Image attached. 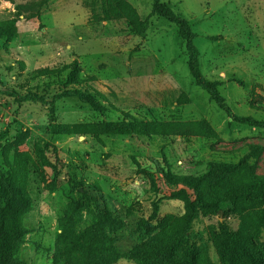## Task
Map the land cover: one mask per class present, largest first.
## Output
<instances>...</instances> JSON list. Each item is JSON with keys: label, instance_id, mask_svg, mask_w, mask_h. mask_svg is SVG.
<instances>
[{"label": "rangeland", "instance_id": "obj_1", "mask_svg": "<svg viewBox=\"0 0 264 264\" xmlns=\"http://www.w3.org/2000/svg\"><path fill=\"white\" fill-rule=\"evenodd\" d=\"M125 1L148 21L145 39L114 7L104 16L98 0H0V25L12 33L7 42L0 32V182L6 189L12 165L25 161L32 201L23 219L22 264H53L59 220L71 200L81 199L95 214L107 209L119 225L106 234L116 252L126 254L183 215V204L166 197L187 189L210 162L235 163L245 146L257 145L263 151L255 173L264 176V130L232 121L195 84L176 29L150 17L151 0ZM161 2L189 22L201 73L219 83L225 109L264 121V0ZM74 60L83 79H95L91 86L110 103L106 111L73 99L53 106L20 102L28 90L57 94L67 72L37 80L33 74ZM117 123L126 128H114ZM47 144L57 151V162L51 150L45 154L54 168L40 154ZM202 189L209 195L215 186L203 183ZM80 213L76 234L92 224L89 213ZM219 224L235 232L240 220L200 217L193 232L210 241ZM209 252L212 264H221L213 241ZM114 264L136 263L122 258Z\"/></svg>", "mask_w": 264, "mask_h": 264}, {"label": "trees", "instance_id": "obj_2", "mask_svg": "<svg viewBox=\"0 0 264 264\" xmlns=\"http://www.w3.org/2000/svg\"><path fill=\"white\" fill-rule=\"evenodd\" d=\"M47 1L43 0L44 3ZM98 1L104 16L108 8L114 7L132 30L145 39L149 23L140 21L129 3L125 0ZM151 4L150 17L161 19L176 29L187 58L189 75L195 84L220 109L226 110L235 123L264 130V121L232 116L225 109L224 99L218 92L219 83L207 80L201 73L200 56L193 45L196 36L189 22L181 14L174 12L168 3L151 0ZM0 32L5 34L7 42L11 41L12 33L9 29L0 25ZM0 36L3 37V34ZM18 64L19 69L23 70L22 63ZM65 72L67 74L53 97L28 90L19 97L20 102L53 106L56 102L73 99L94 112L102 113L107 110L105 104L110 106V103L91 86L94 78L85 80L81 77L76 60L60 70H37L32 79L60 77ZM114 128L126 127L124 123H117ZM126 130L129 134L132 133L131 129ZM245 148L247 152L237 162H210L206 173L191 182L187 189L181 187L170 190L166 199L181 202L184 206L183 215L126 254L116 252L111 238L106 234L114 233L119 225V221L107 209L95 214L81 199L71 200L65 207L64 216L59 220L62 234L57 239L53 264H114L122 258L136 264H212L209 252L212 241L221 264H264V176L257 175L254 166L263 149L257 145H247ZM48 150L54 153L57 162V151L52 145L47 144L40 154L44 162L54 168L55 162H51L45 155ZM23 162L10 168L6 189L2 188L0 182V202L1 193L4 196L0 203V264H22L19 253L28 233L23 219L32 209L27 191L29 168ZM158 171L164 177L163 171ZM151 183L153 193L157 196L159 190L156 181L151 179ZM203 183L214 185V191L206 195L202 189ZM78 186L81 187L80 184ZM80 211L89 213L92 224L82 233L76 234ZM212 216L238 217L240 227L232 232L225 224H219L218 233L210 241L194 234L195 221L200 217Z\"/></svg>", "mask_w": 264, "mask_h": 264}]
</instances>
